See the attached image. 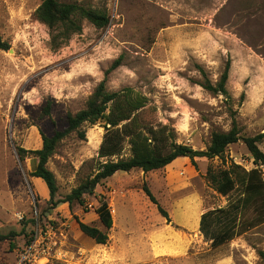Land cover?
<instances>
[{"label":"rangeland","instance_id":"rangeland-1","mask_svg":"<svg viewBox=\"0 0 264 264\" xmlns=\"http://www.w3.org/2000/svg\"><path fill=\"white\" fill-rule=\"evenodd\" d=\"M42 1L0 0V37L10 47L0 49V264H18L33 242L48 245L51 256L26 264H264V222L217 247L197 225L238 195L213 189L206 179L210 165L255 168L243 142L229 146L225 160L197 158L194 165L181 158L148 179L140 170L118 172L86 196L84 207L55 209L45 184L31 176L35 159L22 160L17 151L40 149L41 131L64 130L68 114L84 109L118 59L108 90L143 93L155 110L149 118L170 127L177 143L205 150L213 132H227L233 123L243 138L264 134V0H60L105 8L111 21L102 30L83 21L82 31L58 48L34 16ZM227 64L228 96L205 90L201 83L216 85ZM48 101L50 117L43 114ZM103 126L86 125L84 139L72 133L57 146L48 169L60 198L105 160L98 157ZM124 152L128 156L129 147ZM102 196L115 223L107 245L78 225L105 229L96 213Z\"/></svg>","mask_w":264,"mask_h":264},{"label":"trees","instance_id":"trees-1","mask_svg":"<svg viewBox=\"0 0 264 264\" xmlns=\"http://www.w3.org/2000/svg\"><path fill=\"white\" fill-rule=\"evenodd\" d=\"M37 21L48 27L53 35V46L58 48L73 35L82 31V22L88 21L95 28L102 30L109 26L111 17L107 9L85 7L77 3H65L60 0H43L34 12ZM57 35L54 36V33ZM62 38V43L56 42ZM0 49L9 50V45L0 37ZM121 59L116 60L106 71L105 78L95 88L84 109L75 114H68L67 127L55 130L51 136L40 132L42 147L37 150L17 148L24 160L28 156L35 159V169L31 176L40 180L49 191L48 203L52 209L61 204L72 207L75 203L85 206L86 196L93 195L96 188L118 172L130 173L140 170L143 173L159 171L179 158H188L195 165V159L216 158L225 160L229 146L243 142L253 158L255 168L246 170L231 163L228 167L207 169L206 179L213 189L226 197L238 191L237 198L225 207L209 210L200 218L199 230L205 240L213 247L221 246L237 235L264 222V152L260 144L264 134L243 138L236 123L227 132H213L205 150H195L176 141L174 131L168 126L155 125L150 113L155 110L148 105L147 97L134 88L126 87L116 92L107 88L108 76L120 66ZM230 64H227L216 85L206 79L201 86L214 95L228 96L227 82ZM53 103L48 101L43 107L44 116L50 117ZM104 124L105 134L100 145L98 157L105 159L99 163L97 172L82 181L80 185L64 197L58 195L55 175L48 169V162L59 143L72 133L84 139L86 125ZM129 147V155L125 149ZM44 182V183H43ZM149 199L158 206L159 211L167 217L166 211L158 202L149 187L144 186ZM96 213L104 230L78 221L79 230L99 245H107L109 232L114 226L111 207L102 196ZM3 239H7L4 238Z\"/></svg>","mask_w":264,"mask_h":264},{"label":"built area","instance_id":"built-area-1","mask_svg":"<svg viewBox=\"0 0 264 264\" xmlns=\"http://www.w3.org/2000/svg\"><path fill=\"white\" fill-rule=\"evenodd\" d=\"M51 256V249L48 245H42L40 242H33L18 257V264L32 263L39 258H48Z\"/></svg>","mask_w":264,"mask_h":264},{"label":"crops","instance_id":"crops-1","mask_svg":"<svg viewBox=\"0 0 264 264\" xmlns=\"http://www.w3.org/2000/svg\"><path fill=\"white\" fill-rule=\"evenodd\" d=\"M255 63H256V66H259L260 68H261V64H260V62L258 61V60H253ZM263 72H264V69H261ZM179 159H181V158H179ZM178 160V159H177ZM175 162V161H174ZM143 173V172H142ZM149 173H151V172H149ZM149 173H143V177L144 178H146V179H148V177L146 176L147 174H149ZM117 174V173H116ZM115 174V175H116ZM114 175V176H115ZM199 223H200V220L198 221V223H197V225H198V227H199ZM115 224V223H114Z\"/></svg>","mask_w":264,"mask_h":264}]
</instances>
